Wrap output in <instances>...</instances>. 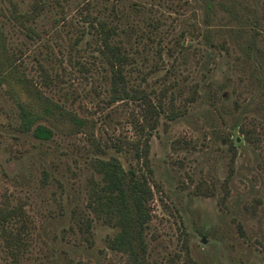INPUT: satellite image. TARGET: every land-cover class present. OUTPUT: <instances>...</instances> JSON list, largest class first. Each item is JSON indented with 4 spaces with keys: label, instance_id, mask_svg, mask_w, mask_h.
Wrapping results in <instances>:
<instances>
[{
    "label": "rangeland",
    "instance_id": "obj_1",
    "mask_svg": "<svg viewBox=\"0 0 264 264\" xmlns=\"http://www.w3.org/2000/svg\"><path fill=\"white\" fill-rule=\"evenodd\" d=\"M35 2L43 10L28 36L11 11ZM88 11L117 24L115 39L134 58L124 71L130 83L168 105L149 139L147 264H264V0L210 8L203 0H0V24L28 82L94 122L92 137L67 125L51 140L22 133L12 86L0 83V264L11 261L1 214L17 206L30 219L22 264H130L109 247L116 229L96 221L90 244L73 216L86 209L91 160L115 156L138 169L147 137L141 100L112 101L111 68L86 31ZM206 35L229 50L210 47Z\"/></svg>",
    "mask_w": 264,
    "mask_h": 264
},
{
    "label": "trees",
    "instance_id": "obj_2",
    "mask_svg": "<svg viewBox=\"0 0 264 264\" xmlns=\"http://www.w3.org/2000/svg\"><path fill=\"white\" fill-rule=\"evenodd\" d=\"M213 2L214 0H203L208 8L210 5L212 6ZM33 4L32 9L26 12H20L16 4H13L11 11L12 18L26 30L25 33L28 36H32L34 33L33 23L43 10L42 2ZM86 20L88 22L86 31L88 34L96 36L99 42L97 50L111 68L112 92L114 94L112 101L141 100L143 122L139 124V129L140 133L147 137L142 148L136 149V156L141 162L138 169L132 165L126 167L121 158L115 156L106 159L96 157L91 160L90 165L94 174L88 180L86 209L82 213L79 210H74V221L90 244L92 243L93 226L96 221H101L103 224L116 229V233L110 239L109 247L116 252L128 255L130 264H147L149 248L147 230L154 217L153 200L155 197V182L149 160V139L157 130L161 116L167 114L168 105L162 98L155 101L151 97V92L135 87L130 83L124 71L128 62L134 58L129 55V50L115 39L119 34L117 24L108 22L106 18L94 15L90 11H88ZM151 25L153 26L152 23ZM133 28L135 29V27ZM205 37L210 47L219 46L226 51L229 50L225 42L217 44L208 35ZM8 40V33L1 23L0 83L4 82L12 86L11 89L14 91L20 106V122L17 129L22 133L32 132L33 136L39 140H51L57 129L65 128L67 125L70 132L83 131L92 137L93 131L90 129L94 127L93 121L66 110L62 105L44 95L39 88H34L33 83L28 82L29 79L25 70L18 63L19 55L9 47ZM176 44L181 49L187 48L184 41H179ZM161 50L162 48L158 50L159 54ZM173 52L170 49L169 55H173ZM21 92L29 96L28 102L19 99ZM170 106L172 108L170 109V112L172 111L171 116L178 115L179 112L175 110L173 99L170 101ZM43 119L49 120L53 126L40 123V120ZM240 131L246 140H250V142L257 140L252 126L241 127ZM114 147L118 148L117 151L120 153L124 152L120 143ZM29 220L22 207L6 208L2 211L1 222L3 227L1 228L5 231L6 240L10 245V264H22L24 251L28 245L25 235ZM15 222L19 224L18 230L9 231L7 226Z\"/></svg>",
    "mask_w": 264,
    "mask_h": 264
}]
</instances>
